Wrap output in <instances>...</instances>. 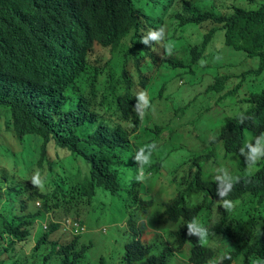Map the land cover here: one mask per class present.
Listing matches in <instances>:
<instances>
[{"label":"clouds","instance_id":"9594fccd","mask_svg":"<svg viewBox=\"0 0 264 264\" xmlns=\"http://www.w3.org/2000/svg\"><path fill=\"white\" fill-rule=\"evenodd\" d=\"M4 2L0 264H264V0Z\"/></svg>","mask_w":264,"mask_h":264},{"label":"trees","instance_id":"16d2710c","mask_svg":"<svg viewBox=\"0 0 264 264\" xmlns=\"http://www.w3.org/2000/svg\"><path fill=\"white\" fill-rule=\"evenodd\" d=\"M5 1V2H4ZM4 2L3 12L6 16L18 20L22 17H28L30 14H26L27 10L46 9L52 11L51 7H67L65 0H0V3ZM1 8V5H0ZM0 64L3 67H13L16 69L26 68L28 65L23 64L15 57H0ZM213 205H211V208ZM177 219L182 223L185 230H188V223L194 219H199L204 224L205 216L201 209L198 208H187V207H176L174 208ZM184 229L181 227V231ZM196 242L195 238H193ZM157 250V244L146 246L143 244L139 251L140 253L151 255Z\"/></svg>","mask_w":264,"mask_h":264},{"label":"rangeland","instance_id":"374dc122","mask_svg":"<svg viewBox=\"0 0 264 264\" xmlns=\"http://www.w3.org/2000/svg\"><path fill=\"white\" fill-rule=\"evenodd\" d=\"M148 238H151V236H148ZM117 240L120 242H127V237H121L120 239H117ZM96 241H97V246L93 252L94 254H97V253L101 252L102 250H104V248L101 244V241L99 239H96ZM107 251L109 252L108 249H107Z\"/></svg>","mask_w":264,"mask_h":264}]
</instances>
